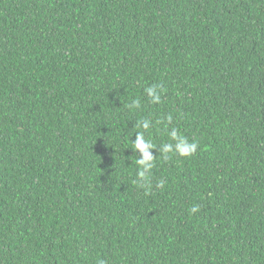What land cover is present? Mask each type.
<instances>
[{
  "label": "trees",
  "instance_id": "16d2710c",
  "mask_svg": "<svg viewBox=\"0 0 264 264\" xmlns=\"http://www.w3.org/2000/svg\"><path fill=\"white\" fill-rule=\"evenodd\" d=\"M101 260L264 264V0H0V264Z\"/></svg>",
  "mask_w": 264,
  "mask_h": 264
},
{
  "label": "clouds",
  "instance_id": "9594fccd",
  "mask_svg": "<svg viewBox=\"0 0 264 264\" xmlns=\"http://www.w3.org/2000/svg\"><path fill=\"white\" fill-rule=\"evenodd\" d=\"M158 86H152L146 89V92L149 97H151L153 103H159L160 96L157 91ZM135 107H139V101L134 102ZM170 119V117H169ZM141 127L145 130L149 129V122L144 120ZM170 136L174 144H164L162 152L165 154V158H167L168 153H176L182 157H188L195 154L198 144L196 142H189L187 137L179 135L175 129H173L170 133ZM135 150L139 151L142 155L141 158L137 159L136 163L140 166L138 171V177L144 181L149 180L150 170L152 169L154 157L152 156L151 152L148 150L149 148L154 147L151 143H146L144 135L142 132H138L136 134V140L133 143ZM157 187L163 188L164 181L161 180L157 184ZM193 211H196L194 208ZM99 264H105L103 260L99 262Z\"/></svg>",
  "mask_w": 264,
  "mask_h": 264
}]
</instances>
